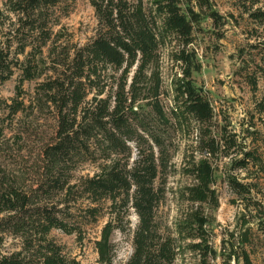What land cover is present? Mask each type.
Here are the masks:
<instances>
[{
    "label": "trees",
    "instance_id": "obj_1",
    "mask_svg": "<svg viewBox=\"0 0 264 264\" xmlns=\"http://www.w3.org/2000/svg\"><path fill=\"white\" fill-rule=\"evenodd\" d=\"M194 1L199 11L211 9L209 0ZM60 2L5 0L0 9V85L15 71L20 72V85L38 81L36 107L48 111L55 122L41 150L49 182L26 190L0 179V264H79L48 237L52 229L66 234L79 229L70 223L73 214L68 208L59 209L51 202L54 193L65 189L68 194L77 189L91 203L104 198L112 201L115 216L95 241L97 264H114L112 235L130 231L129 209L137 224L132 230L133 252L125 264H174L181 242L187 240L191 241L187 248L201 254L198 264H211L208 260L216 252L204 240L205 220L199 212L188 214L172 231L159 215L165 198L163 176L171 159V131L190 120L203 124L213 117L209 102L192 80L200 63L187 50L201 12L188 4L183 8L182 0H152L149 7L143 0H92L96 34L85 45L71 48L56 44ZM245 12L253 21L264 23V10L247 8ZM206 15L219 22L216 12ZM168 40L182 46L174 55L182 77L174 83L173 106L167 113L161 102L159 49ZM260 60L264 65V53ZM20 89L17 86L10 104L0 99V113L12 118L24 111V101L18 99ZM216 149L209 143L203 154L212 156ZM243 155L234 163L240 170L259 161L253 153ZM84 162L98 164L96 172L71 185V172ZM190 174L195 183L186 188L185 199L216 207L214 169L208 158L193 162ZM228 181L245 209L256 211V225L264 231V206L250 198L257 184H242L233 177ZM87 213L95 219V209ZM246 231L237 238L232 234L233 239L223 244V264H252L243 248L249 242ZM6 233L22 239L21 251L2 252Z\"/></svg>",
    "mask_w": 264,
    "mask_h": 264
},
{
    "label": "rangeland",
    "instance_id": "obj_2",
    "mask_svg": "<svg viewBox=\"0 0 264 264\" xmlns=\"http://www.w3.org/2000/svg\"><path fill=\"white\" fill-rule=\"evenodd\" d=\"M5 0H0V9ZM59 26H56V44L69 47L85 45L94 38L97 30L92 0H60ZM152 0H143L149 7ZM182 7L188 4L199 13L192 43L187 50L196 54L200 70L192 73L194 85L209 102L213 117L208 123L190 120L180 128L171 131V159L164 174L165 198L159 208V215L166 229L183 221L193 211L199 212L205 222L202 226L205 242L215 253L208 261L223 264V244L246 231L249 242L244 245L252 264H264V231L258 229L257 215L253 208L245 209V203L229 186V177L242 184L254 183L250 198L264 206V65L260 58L264 53V23L253 21L245 12L264 10V0H209L211 9L199 11L194 0H182ZM214 11L219 22L206 14ZM182 46L171 40L159 49V73L162 79V105L168 113L173 106L174 83L182 77L180 64L175 61V52ZM20 72L0 85V99L10 104L17 95V86L24 101V111L12 118L0 113V179L22 189L37 188L46 182L44 163L41 157L42 145L55 130V122L48 111L41 112L35 104V86L38 81H26L20 85ZM217 149L212 156L203 154L207 144ZM203 149V151H201ZM243 152L257 156L258 162H250L246 170L234 164L244 158ZM208 158L214 169L213 190L217 197L216 207L190 203L185 199L186 188L195 183L190 174L193 162ZM96 163L84 162L71 172L70 184H77L81 178L92 176ZM47 186L45 185L44 189ZM73 189L54 193L51 202L59 209L73 214L70 223L78 224V230L66 234L52 229L48 237L61 246L68 258L79 264H97L95 241L103 227L113 220L115 213L112 201L104 198L90 202L86 196ZM95 209V219L87 210ZM127 221L130 231H115L112 242L116 249L114 264H125L133 252L132 230L137 217L128 210ZM245 220L249 223L245 225ZM195 240L194 242H198ZM233 242V241H232ZM190 240L181 242V253L174 264H198L201 254L187 248ZM1 250L9 254L22 250L19 236L4 234ZM237 255L241 256L240 249ZM210 256V255H209ZM243 262V261H241ZM234 264V262H231ZM243 264V263H242Z\"/></svg>",
    "mask_w": 264,
    "mask_h": 264
}]
</instances>
